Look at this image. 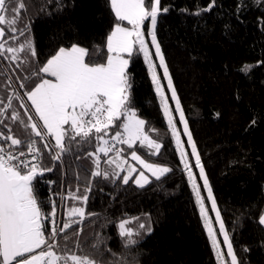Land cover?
<instances>
[{
  "label": "trees",
  "instance_id": "16d2710c",
  "mask_svg": "<svg viewBox=\"0 0 264 264\" xmlns=\"http://www.w3.org/2000/svg\"><path fill=\"white\" fill-rule=\"evenodd\" d=\"M18 3L11 0L7 4L8 18ZM23 3L26 7L16 26L28 25V29L15 44H9L18 46L29 38L38 55L24 64L0 57V107L15 94L28 103L20 83L34 86V79L24 78L59 47L77 44L89 50L92 61L106 62L107 36L116 23L129 26L127 21L115 19L110 0ZM210 3L161 0V7L169 11L158 17L157 39L240 264H264V226L258 223L264 213V2L215 0L211 11H203ZM197 12L200 15H195ZM126 71L130 107L146 121V131L154 130L148 134L162 145L158 155H150L146 146L138 144L133 149L149 162L168 166L171 171L159 180L151 177L144 187H138L132 179L125 185L120 178L115 182L93 178V158L86 154L95 151V142H73L60 161L53 162L44 152L43 163L54 169L37 181L44 211H51L53 198L56 213L59 211L61 193L62 219H66L68 208L85 207L92 215L66 230L70 237L67 245L75 248L78 242L84 253L103 264H217L141 53L133 55ZM22 101L13 99L12 107L0 116L21 139L24 132L19 123H12L8 117L16 111L27 119L20 107ZM0 131L8 134L3 125ZM39 147L44 151L43 145ZM121 147L130 150L126 145ZM89 183L91 192L86 193ZM70 194H87L89 199L85 205L81 200L67 199ZM50 220L45 221L46 228ZM120 222H127L137 244L125 247L124 238L118 234ZM141 224L145 227L140 228ZM64 235L57 236L60 250L66 243ZM97 237L103 241L100 252L92 249ZM75 251L80 253L79 248Z\"/></svg>",
  "mask_w": 264,
  "mask_h": 264
},
{
  "label": "snow or ice",
  "instance_id": "6c2138e0",
  "mask_svg": "<svg viewBox=\"0 0 264 264\" xmlns=\"http://www.w3.org/2000/svg\"><path fill=\"white\" fill-rule=\"evenodd\" d=\"M8 3H11V0H0V57L10 60L11 63L24 64L38 55L32 40L26 38L18 46L10 45L9 41L15 44L19 36H24L28 29V25L24 28L16 26L20 19L19 14L26 6L23 0H19L18 6L11 9L12 17L8 18ZM214 7L215 0H211L203 11H211ZM110 8L117 21H127L131 28L122 27L120 23L115 24L106 38V62L92 61L89 50L77 44H72L70 47L61 46L49 55L46 62L33 67L31 75L24 78L28 81L34 79L36 81L34 86L29 88V85L20 83V87L25 89L23 95L27 97L30 104L23 102L22 97L15 94L9 96V102L0 107V116H4L7 109L12 107L13 99L21 100L20 107L25 110L23 116L27 117L26 120L23 119L16 111L8 117L12 123H19L24 132L23 139L13 135L11 127L0 119V125L8 129L7 135L0 131V141L4 142L0 144V264H103L93 255L84 253L78 242L75 248H69L67 245L70 237L66 234V230L70 229L74 223L82 221L86 215H92L86 213L85 207L68 208L66 219H62V227H57V205L54 198L51 201V211H44V202L40 199L37 181L42 180L45 173L54 170L53 167L43 163L45 151L51 160L56 162L70 150L68 148L70 143L92 144L95 142V151L86 154L93 158L94 168L91 171V177H103L113 182L120 178L125 185L133 179L138 187H144L150 183V178L145 171H139L138 175L133 177L137 168L128 164L123 156L122 145H126L131 150V160L136 161L142 169L150 171L157 180L171 171L167 166L147 162L137 150H132L134 145L138 144L141 148L146 146L150 155H158L162 147L148 134L149 131L154 130L146 131V121L139 118L130 107V84L126 69L137 51L143 54L156 94L160 97L163 115L167 119L180 162L183 164V171L187 175L195 203L199 207L216 262L227 264L225 254L221 250L220 242L208 218L204 199L197 184V178L188 162L180 133L172 119L168 100L164 96V90L157 76L154 57L159 61L158 66L163 70V77L167 80L171 98L175 102V112L179 114V121L183 124V134L187 136V143L191 147V156L195 158V167L199 169V179L203 181L207 199L211 202L212 211L215 212L227 257L230 259V264H240L231 238L220 219L212 189L173 86L161 44L157 39L158 17L161 13H167L169 9L161 7V0H150V2L148 0H110ZM195 15H200V12ZM146 21H150V26L146 25ZM6 29L11 33L7 38H5ZM145 29H147L146 33ZM145 35L150 37L154 56ZM244 70L247 71L248 67L246 66ZM113 129L116 130L113 131ZM39 145H43L44 151ZM100 153H103L106 158L104 163L115 166L113 171L101 169ZM110 153L114 155L110 156ZM124 165H127V171ZM125 171L126 174L121 175ZM90 192L91 183L86 187V193ZM67 199L81 200L86 205L89 197L87 194L84 196L70 194ZM50 218L51 231L49 232L45 221ZM258 223L264 226V213L259 216ZM144 227L145 225H140V228ZM118 229V234L125 240V247L138 243L133 239L135 233L127 227V222H120ZM61 233H65L63 239L66 243L63 250H60L57 240V236ZM74 234L78 240L79 232ZM102 245L103 241L97 237L96 242L92 244V249L100 252ZM76 248L80 249V253L75 251ZM245 251L248 249L246 248Z\"/></svg>",
  "mask_w": 264,
  "mask_h": 264
},
{
  "label": "rangeland",
  "instance_id": "374dc122",
  "mask_svg": "<svg viewBox=\"0 0 264 264\" xmlns=\"http://www.w3.org/2000/svg\"><path fill=\"white\" fill-rule=\"evenodd\" d=\"M146 25L150 26V21H146ZM122 27H128V28H131V25L129 26H122ZM7 32V31H6ZM147 32V29H145V33ZM7 36H10V35H6L5 38H7ZM145 39H146V42L149 44V48H150V51L153 53V56H154V49L151 48V40H150V37H148L147 35H145ZM142 57H143V54L141 53ZM144 59V58H143ZM154 63L156 64V72H157V76L159 77L160 79V83H161V87L163 88L164 90V96L166 97V99L168 100V105H169V109L170 111L172 112V119L174 121V123L176 124V128H177V131L180 133V138H181V142L184 144V151L187 153L188 155V162L190 164V166L192 167V170H193V173L194 175L196 176L197 178V184L199 185L200 187V190H201V195H202V198L204 199V206L208 212V218L210 219L211 223H212V227H213V230L215 231L216 233V237L218 239V241L220 242V245H221V250L224 252L225 254V259L227 261V264H230V259L227 257V250H226V247H224L223 245V236L220 234V231H219V224L216 222V215H215V212L212 211V208H211V202L207 199V192L206 190H204L203 188V181L199 179V169H197L195 167V158L191 156V147L188 145L187 143V136H185L183 134V124L180 123L179 121V114L175 112V102L172 100L171 98V92L170 90L168 89V86H167V80L164 79L163 77V70L161 68H159V61L158 60H155V57H154ZM147 65V64H146ZM148 67V66H147ZM150 74V73H149ZM150 77H151V74H150ZM152 80V79H151ZM154 86V85H153ZM154 90H155V86H154ZM156 92V91H155ZM158 97V100H159V103H160V97ZM160 106H161V103H160ZM182 108V107H181ZM162 109V108H161ZM163 113V111H162ZM164 116V115H163ZM165 118V117H164ZM165 121L167 123V119L165 118ZM117 123H120V122H117ZM168 125V123H167ZM116 129H113V131H115ZM171 132V130H170ZM151 137V136H150ZM152 138V137H151ZM174 144H175V141H174ZM176 147V146H175ZM135 150V149H133ZM130 152L131 150H125L123 152V156L127 159L128 161V164L134 166L137 168V172L136 173H133V177H135V175H138L139 171H145V174L149 176V178L151 177H154L152 176L151 172L150 171H146L144 169H142V167L136 162V161H133L131 160L130 158ZM138 152V151H137ZM178 153V152H177ZM139 155H141L139 152H138ZM100 158H101V164H100V167L101 169H106L108 170L109 172L113 171V169L115 168L114 165L112 166H109L108 164L104 163V160L106 159L104 156H103V153H100ZM110 156L114 155L112 153L109 154ZM178 156H179V153H178ZM141 157L143 159H145L142 155ZM180 159V157H179ZM146 160V159H145ZM147 162H149L148 160H146ZM152 163V162H150ZM155 164V163H153ZM156 165H160V164H156ZM183 165V164H182ZM160 166H165V165H160ZM125 167V170L127 171V165H124ZM168 167V166H167ZM118 170V169H117ZM126 171L122 174H126ZM133 180V179H132ZM190 185V184H189ZM190 188H191V185H190ZM192 190V188H191ZM199 208V207H198ZM218 210V209H217ZM221 219V217H220ZM203 224H204V221H203Z\"/></svg>",
  "mask_w": 264,
  "mask_h": 264
},
{
  "label": "built area",
  "instance_id": "2783aa9c",
  "mask_svg": "<svg viewBox=\"0 0 264 264\" xmlns=\"http://www.w3.org/2000/svg\"><path fill=\"white\" fill-rule=\"evenodd\" d=\"M3 143H4L3 141H0V144H3ZM63 206H64V197H63V194L61 193V196L59 199V211L56 213L57 227H61V225H62V208H63ZM47 229L49 232L51 231V220L47 223Z\"/></svg>",
  "mask_w": 264,
  "mask_h": 264
},
{
  "label": "crops",
  "instance_id": "0c3cea01",
  "mask_svg": "<svg viewBox=\"0 0 264 264\" xmlns=\"http://www.w3.org/2000/svg\"><path fill=\"white\" fill-rule=\"evenodd\" d=\"M48 78H50V77H48ZM51 79V78H50ZM28 104H30V102L28 101ZM54 142V141H53Z\"/></svg>",
  "mask_w": 264,
  "mask_h": 264
},
{
  "label": "water",
  "instance_id": "95a60500",
  "mask_svg": "<svg viewBox=\"0 0 264 264\" xmlns=\"http://www.w3.org/2000/svg\"><path fill=\"white\" fill-rule=\"evenodd\" d=\"M38 251V250H37Z\"/></svg>",
  "mask_w": 264,
  "mask_h": 264
}]
</instances>
